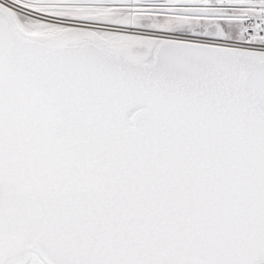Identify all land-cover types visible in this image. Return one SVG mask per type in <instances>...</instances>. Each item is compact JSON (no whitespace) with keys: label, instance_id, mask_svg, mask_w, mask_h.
<instances>
[{"label":"snow or ice","instance_id":"6c2138e0","mask_svg":"<svg viewBox=\"0 0 264 264\" xmlns=\"http://www.w3.org/2000/svg\"><path fill=\"white\" fill-rule=\"evenodd\" d=\"M0 264H264V0H0Z\"/></svg>","mask_w":264,"mask_h":264}]
</instances>
